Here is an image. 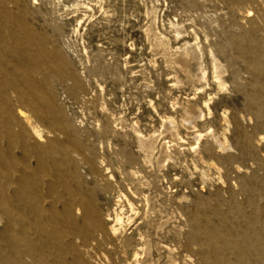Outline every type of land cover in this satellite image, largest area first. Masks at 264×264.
I'll use <instances>...</instances> for the list:
<instances>
[{"label":"rangeland","instance_id":"374dc122","mask_svg":"<svg viewBox=\"0 0 264 264\" xmlns=\"http://www.w3.org/2000/svg\"><path fill=\"white\" fill-rule=\"evenodd\" d=\"M0 264H264V0H0Z\"/></svg>","mask_w":264,"mask_h":264},{"label":"bare ground","instance_id":"6f19581e","mask_svg":"<svg viewBox=\"0 0 264 264\" xmlns=\"http://www.w3.org/2000/svg\"><path fill=\"white\" fill-rule=\"evenodd\" d=\"M246 14H247V12H246ZM189 61V59H188V57H187V55H181V57H179L178 58V63H179V66H180V68L181 69H185V67H186V63ZM188 112V111H187ZM188 114V113H187ZM25 122V121H24ZM29 130H30V133L32 134V135H35V133H36V131H35V129L34 128H29ZM262 139V138H261ZM215 140V139H214ZM214 142H216V141H214ZM218 142V141H217ZM222 142V141H221ZM220 143V142H219ZM215 145V144H214ZM221 145V149H224V148H226L227 146H226V140H224V142L222 143V144H220ZM218 147V146H217ZM220 147V146H219ZM238 172H240V170H238L237 168L235 169V173H238ZM176 178V177H175ZM173 179V178H172ZM173 181V180H172ZM177 181V180H176ZM170 183H171V181H170ZM177 186V185H176ZM175 187V186H174ZM156 226V225H155Z\"/></svg>","mask_w":264,"mask_h":264}]
</instances>
